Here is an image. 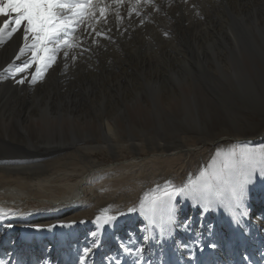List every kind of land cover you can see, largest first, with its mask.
Listing matches in <instances>:
<instances>
[{"label": "bare ground", "instance_id": "1", "mask_svg": "<svg viewBox=\"0 0 264 264\" xmlns=\"http://www.w3.org/2000/svg\"><path fill=\"white\" fill-rule=\"evenodd\" d=\"M225 3L235 12L225 16ZM263 3L264 0H187V3L184 0H152V3L123 0L116 4L113 0H103L100 7L106 8L105 17H99L97 9L95 19L86 16L83 23L76 26L74 43L87 49L83 55H80L81 47L70 50L77 56L75 61L65 60L62 52L58 53L44 77L34 84L30 82L29 73L35 71V66L16 77H26L22 85L12 78L0 80V210L6 213L0 219V245L7 239L6 230L19 236L21 241L29 239V243L21 245L16 237H11L9 243L0 248V258L9 260L10 264H80V258L77 263L79 252L81 256L85 248H91L85 258L87 264H116L117 260L120 264H134L135 256L125 252V247L131 248L133 253L142 247L140 264H168V261L170 264H264V177L258 172L254 174L256 191L246 197L243 208L233 210L227 207V202L217 201L212 204L211 212H204L196 205L179 210L176 224L163 235L161 230L151 229L152 222L139 210L142 199L159 194L152 192L158 185L164 187L166 181H171L183 187L189 181H196L201 171L212 164L218 151L239 150L244 144L264 149V118L259 126L247 128L237 116L224 118L228 127L221 129L219 136L211 132L194 135L189 125L193 123L188 121L195 120L198 110H206V118L210 117L209 107L201 105L194 94L192 107L196 116L192 117L186 109L183 118L174 119L177 125L184 122L185 132L180 128L172 131L164 128L152 134L153 131L138 128V137L128 134L127 138H121L116 123L117 119L128 118L125 106L130 103V95L133 97L140 91L139 86L126 90L123 84L131 63L136 67L139 60L124 57L130 56L126 39L133 44L144 43L146 37L153 34L162 42L168 30L160 28V21L165 24L177 21L178 32L184 37L180 38V49L161 46L156 55L169 63V70H163L161 77L152 73L155 81L166 82L170 70L180 72L186 68L189 59L181 48V45L185 47L186 40L199 45V51L206 42L220 39L234 42L238 38L227 23L239 17L249 19L251 12H264ZM138 5H141L140 10L134 11ZM2 20L0 18V22ZM208 21L213 23L207 25ZM87 28L90 31L85 30ZM93 28L102 30L111 39L95 36ZM93 40L105 44L101 46L105 48L102 57L95 62L90 61L91 56L99 55L89 52V46L85 47ZM23 44L21 30L0 46V73L14 61ZM106 49L109 51L105 52ZM29 56L27 53L15 63L19 65ZM141 56L147 72L157 65L155 55L152 58ZM69 76L75 79L67 81ZM231 96L233 100L243 98L259 108L264 104V81ZM35 99L38 104L33 103ZM37 105L38 110L34 109ZM65 117L94 122L96 132L76 130L77 133L72 131L65 138L60 123L58 128L62 133L57 138L39 142L24 127L30 120ZM160 123L161 119L156 128ZM224 137L235 142L223 144ZM248 138L251 139L241 141ZM169 139L173 140V145L165 142ZM199 145L202 146L198 148ZM103 151L115 159L122 154L129 155L131 160L105 167L96 158V154ZM142 153L150 157L137 160L135 157ZM74 177L81 178L74 182ZM129 208L136 211L129 212ZM229 212L239 222L220 227L218 224ZM97 216L102 218L99 223ZM108 216H115V222L104 224L103 218ZM222 216L220 222L215 221ZM33 226L35 229H31ZM206 233L210 234L202 237ZM59 236H63L62 239H58ZM208 240L215 241L214 248L198 245ZM94 241L98 246L93 248Z\"/></svg>", "mask_w": 264, "mask_h": 264}, {"label": "rangeland", "instance_id": "2", "mask_svg": "<svg viewBox=\"0 0 264 264\" xmlns=\"http://www.w3.org/2000/svg\"><path fill=\"white\" fill-rule=\"evenodd\" d=\"M262 5L264 6V3ZM224 7L225 8H223V10L225 16H228L232 11L235 12L233 8L228 7L227 3L224 4ZM140 8L141 5H138L136 6V9H134V11H139ZM177 10L178 12H180L179 9ZM239 15L241 16V14ZM160 23L162 25V27H160L161 29L165 27L168 30L167 36L162 42L157 41L155 35L153 34L148 35L146 37V40H144V43H134L135 45L133 43H129L126 39V46L130 49V56L126 55L124 57L133 59L134 61L138 59L139 60L137 61L138 66L136 67H134L136 65L135 63H131V67H129V71L126 73V80L123 81V84L126 90L128 88L133 89V87L135 88L136 86H139L140 91L133 97L131 95L129 97L130 103L125 106L128 118L126 120H116V123L121 130V132L119 133L120 137L127 138L128 134H132L138 137L137 133L141 128L150 131V133L153 131L152 134L154 132L160 133L164 128L168 131H172L174 128H180L181 130H183V128L187 127H184V122H181L180 124H178V126L174 119L183 118L186 109L187 111L189 109L192 117L196 116L192 107V97L194 94L199 99L198 101H200L201 105L206 104L210 109V117L208 119L206 118V110L204 112L198 110L195 120L188 121V123H193H189V125L194 130V135L196 133L206 134L207 132H211L216 133L215 136H219L220 130L228 127L223 119L233 118V116H237L240 120L243 121L244 128L255 127L257 125L259 126L262 119L264 118V104L259 108H254V105L247 103L243 98L233 100L231 94L235 92L240 93L245 89L252 87L253 85H257L260 80L264 81V12H257V14L251 12L249 19H242L241 17H239L237 19H233V21L231 22H228V28L231 30V32L234 31V37L238 38L234 42L226 41L223 39H220L219 41L214 43L206 42L204 49L202 51H199V45L193 43L191 40H186V48L181 45V48L187 54V59H189L186 68L180 72H178L177 70L174 72L170 70L171 74H167L166 82L155 81L154 79L155 75L161 77V73H164L163 70H169V63L164 60L161 55L159 56L156 54L159 53L158 50L161 46L180 49L179 41L180 38L184 37L182 33L178 32L179 28H177V21L165 24L163 20H161ZM212 23V21H208L207 25ZM88 29L89 28L85 30ZM76 34L77 33L75 32L73 34V37ZM154 40L156 41L153 42ZM96 42H92L89 45L85 46L86 48H88L89 46V52L99 55V57L91 56V62H95L96 60L100 59L102 57L101 54L104 53L105 48L103 49L101 46L105 44H101L99 41L97 43ZM119 42L120 40H117V43ZM109 46L113 45L109 44ZM191 47L193 50L191 49ZM113 49L116 50L117 48L113 47ZM107 51L109 50L106 49L105 52ZM140 54H142V56L147 55L148 58H152L153 55H155L154 57L157 65L149 70L150 73L149 71L147 72L148 68L143 65ZM125 64L128 65L129 61L126 60ZM152 73L154 74V76ZM149 74L151 76H149ZM176 74L178 75V77L176 76ZM73 79H75V77L69 76V80L67 81H71ZM25 87L29 88V86ZM35 100L33 101V103L36 102V104H38L37 100ZM37 107L38 105L35 106L34 109L38 110ZM160 119L161 123L159 127L156 128V123ZM60 123L64 132L63 136L65 138L69 137L70 132H76V130L90 131L92 133L96 132V123L84 119L81 120L78 118L70 117L61 119L45 118L44 120H30L27 121L24 127L28 129V132H31L32 136L37 139V141L43 142V140L45 139L58 137L61 132V129L58 128L60 126ZM183 132H185V130H183ZM250 139L251 138L243 139L241 141L244 143V141ZM165 142H168L169 145L174 144L172 139H169L168 141L166 140ZM222 142L223 144H227L235 141L230 137H224V140ZM201 146L202 145H199L198 148ZM195 149L197 148H194V150ZM96 156L97 160L100 163L104 164L105 167L112 164L123 165L124 163L131 160V156H124V154H122L118 159H115L111 154L105 151L97 153ZM148 157H150L149 154L145 155L142 153L135 158H138L137 160H145ZM79 178L81 177H74V182L78 181ZM256 184L257 179L253 177L252 182L248 185L247 197L250 196L254 191H256ZM172 203L176 209V214L179 210H184L186 208L192 209L196 206L202 207L204 212H211V210H213V205L205 209L201 204L195 203L192 199L185 196L178 195L173 199ZM221 207L224 211V214H226L227 212L224 206L222 205ZM227 207H229V205ZM126 216L127 215L125 214L123 218ZM144 218L146 220L149 219V217L145 215ZM222 219L223 216L216 217L215 221L220 222ZM236 221V218L231 214V212H229V215L224 218L218 225L225 228L229 224L236 225ZM140 222L143 223V219L142 221L140 220ZM151 225V227H153L151 228L152 230H160L158 223H152ZM35 227L36 226H33V228L31 227V229H35ZM257 228L262 230V227L260 226H257ZM106 229L107 228H105L104 230ZM244 233L247 234V232ZM209 234L210 233H206L202 237L205 238ZM4 236L7 239L3 244L0 245V248L8 244L11 240V237H16L20 241L21 245H23L25 242L29 243V239L21 241L19 239V236L10 234L7 232V230L4 233ZM21 236L23 235L21 234ZM62 237L63 236H59L58 239H62ZM235 240L236 239H234V241ZM214 242V240H208L200 242L198 245H200L201 247H208L209 245L214 244ZM49 248L51 249V247ZM79 258L80 252L77 263L79 262ZM155 258L157 259L156 255ZM170 262L171 261H168V264H170Z\"/></svg>", "mask_w": 264, "mask_h": 264}, {"label": "snow or ice", "instance_id": "3", "mask_svg": "<svg viewBox=\"0 0 264 264\" xmlns=\"http://www.w3.org/2000/svg\"><path fill=\"white\" fill-rule=\"evenodd\" d=\"M102 2L103 0H0V18H3L0 22V46L21 30L24 41L14 61L7 65L3 73H0V80L12 78L17 84L22 85L26 82V77L21 76L19 79L16 77L35 66V71L29 73L30 82L34 84L44 77L48 68L56 61L58 53L62 52L65 60L70 58L75 61L77 56L70 50L81 47L80 55H83L87 49L74 43L73 34L76 26L83 23L86 16L89 19L97 17V9L99 17L106 16V8L100 7ZM113 2L120 4L123 0H113ZM145 2L152 3V0ZM184 2L187 3V0ZM104 23H107V19ZM92 31L95 36L111 39L100 29L93 28ZM27 53H30L29 58L17 65L15 61L21 60V57ZM257 172L264 177V149L257 150L244 144L239 150L234 148L227 152L218 151L212 164L208 169L201 171L196 181H189L183 187H177L171 181H166L164 187L158 185L152 192L159 194L142 199L139 210L141 214L149 217L153 224H159L163 235L176 224V209L172 203L176 196L188 197L205 209L217 201L227 202L233 210L243 208L248 185ZM128 211H136V208H129ZM5 215L6 213L0 210V219ZM115 219V216H108L103 218V223L110 224ZM101 220L100 216L96 217L98 223ZM92 235L95 237L96 233ZM97 246L94 241L92 247ZM210 247L214 248L215 244H211ZM91 250V248L84 249L80 256V264H87L85 258ZM125 252L135 256L134 264H140L143 260L142 247L136 248L134 253L131 248L125 247ZM0 264H10V261L0 258ZM116 264H120V261L117 260Z\"/></svg>", "mask_w": 264, "mask_h": 264}]
</instances>
